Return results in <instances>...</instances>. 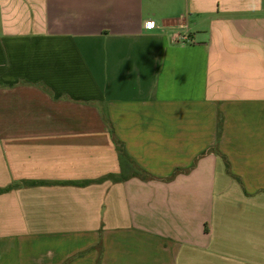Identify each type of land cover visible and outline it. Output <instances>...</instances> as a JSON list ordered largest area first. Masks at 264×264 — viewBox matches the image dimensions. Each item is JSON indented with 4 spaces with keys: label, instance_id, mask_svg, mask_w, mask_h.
I'll use <instances>...</instances> for the list:
<instances>
[{
    "label": "crops",
    "instance_id": "0c3cea01",
    "mask_svg": "<svg viewBox=\"0 0 264 264\" xmlns=\"http://www.w3.org/2000/svg\"><path fill=\"white\" fill-rule=\"evenodd\" d=\"M9 187L0 264H264V0H0Z\"/></svg>",
    "mask_w": 264,
    "mask_h": 264
},
{
    "label": "trees",
    "instance_id": "16d2710c",
    "mask_svg": "<svg viewBox=\"0 0 264 264\" xmlns=\"http://www.w3.org/2000/svg\"><path fill=\"white\" fill-rule=\"evenodd\" d=\"M115 148H116V151H117V155H118V159H119V162H120V165H121V169H123L124 167H127L129 170H132L135 173H137V175H139L140 174L139 170H137L135 168L133 163L127 157L122 145L120 143H118V142H115ZM10 189H12V187H9V188H7L5 190H0V194L4 193L6 191H9Z\"/></svg>",
    "mask_w": 264,
    "mask_h": 264
},
{
    "label": "built area",
    "instance_id": "2783aa9c",
    "mask_svg": "<svg viewBox=\"0 0 264 264\" xmlns=\"http://www.w3.org/2000/svg\"><path fill=\"white\" fill-rule=\"evenodd\" d=\"M144 27H145L146 30H152V29L157 28V26L155 25L154 22H146ZM177 40H180L182 42H186L187 38H186V36L177 35Z\"/></svg>",
    "mask_w": 264,
    "mask_h": 264
}]
</instances>
